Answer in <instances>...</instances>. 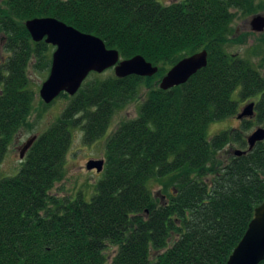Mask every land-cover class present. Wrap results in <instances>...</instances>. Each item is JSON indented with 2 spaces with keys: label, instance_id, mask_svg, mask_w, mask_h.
Listing matches in <instances>:
<instances>
[{
  "label": "trees",
  "instance_id": "trees-1",
  "mask_svg": "<svg viewBox=\"0 0 264 264\" xmlns=\"http://www.w3.org/2000/svg\"><path fill=\"white\" fill-rule=\"evenodd\" d=\"M255 1L4 2L0 165L15 137L33 128L30 67L51 66L50 46L32 40L27 21L55 18L102 39L122 60L142 56L158 73L96 75L75 96L58 97L70 101L59 120L37 136L17 176L0 178V264H227L264 203V142L248 151L241 131L211 139L208 131L238 116L239 101L256 97L254 117L264 125V76L228 52L233 41L242 45L232 28L239 13L263 11ZM202 51L208 52L206 68L184 85L160 89L172 67ZM141 90L146 98L138 117L122 123L107 142L104 179L91 201L82 194L52 195L65 176L71 130L81 127L84 142L96 143ZM237 91L239 101L233 100ZM243 121L250 130L251 121ZM231 144L247 147V154L225 163L221 152ZM152 187L160 189L158 197Z\"/></svg>",
  "mask_w": 264,
  "mask_h": 264
},
{
  "label": "water",
  "instance_id": "water-1",
  "mask_svg": "<svg viewBox=\"0 0 264 264\" xmlns=\"http://www.w3.org/2000/svg\"><path fill=\"white\" fill-rule=\"evenodd\" d=\"M27 31L35 43L44 42L56 48L52 56L48 79L43 83L40 97L46 105L52 104L61 94L75 96L87 78L93 74H102L114 69L118 79L131 76L152 78L158 68L147 62L142 56L122 60L117 50L108 49L104 41L68 26L55 18H36L26 22ZM252 31L264 32V16H255L251 21ZM208 65V52L202 51L177 63L161 80L163 91H169L186 84L199 71ZM255 105L246 106L237 116L238 120L253 118ZM37 136L30 138L20 150L24 160ZM264 142V128H259L247 139L248 151L258 143ZM247 151H236L240 157ZM105 161L91 160L88 171L102 173ZM264 261V203L255 209L254 218L239 245L227 264H261Z\"/></svg>",
  "mask_w": 264,
  "mask_h": 264
},
{
  "label": "rangeland",
  "instance_id": "rangeland-1",
  "mask_svg": "<svg viewBox=\"0 0 264 264\" xmlns=\"http://www.w3.org/2000/svg\"><path fill=\"white\" fill-rule=\"evenodd\" d=\"M6 0H0V7L4 6ZM183 0H158L159 3L170 5ZM255 5L262 6L263 11L259 14H243L239 13L238 17L234 20L232 25L235 40H241L242 45L236 44L233 41V46L229 48V53L238 54L245 59H248L253 66L264 76V32L256 33L252 31L251 21L255 16H264V0H256ZM5 43L0 36V63H2L7 57L8 52L5 50ZM56 48L50 46L48 57L52 62V56ZM51 69V66H50ZM48 71H40L35 66H31L29 69V78L32 83L33 91L36 93V99L34 102V108L32 115L29 119V123L33 126L31 130L21 131L13 141L12 146L9 148L8 153L5 156L2 164L0 165V178L17 176L22 169L23 161L20 158V150L23 145L33 136H40L46 132L55 122H57L64 112L70 101L62 98L55 101L53 105L50 104L49 108L45 109L42 103H44L40 97V90L43 83L48 79L50 74ZM100 78H108L115 76L114 69L107 70L102 74H91L86 83H90L97 76ZM146 98V91L141 90L139 97L128 105L125 109L118 112L112 120L110 129L107 134L92 145H88L84 142V132L81 127L71 130L72 132V145L68 151L65 162V176L61 182H59L52 195L65 196L69 194L72 198L82 194L87 202H90L92 197L97 192L98 184L104 179V172L98 173L96 170L88 171L86 165L89 161H104V155L106 152L107 142L113 132H115L119 126L127 121L134 120L139 115L140 106ZM259 97L250 99L248 101H239V91L233 95V100L239 101L240 112L250 103H256ZM45 104V103H44ZM251 121L252 128L250 130H244V121L237 119V116L212 124L208 131V137L211 139L214 136L223 133L225 131L234 130L241 131L242 136L247 140L259 128H264V125L258 124L255 117L248 120ZM247 150V147L241 148L238 144H231L227 146L221 152V160L227 163L231 158L235 157L236 151ZM156 197H158L160 189L158 187H152Z\"/></svg>",
  "mask_w": 264,
  "mask_h": 264
},
{
  "label": "flooded vegetation",
  "instance_id": "flooded-vegetation-1",
  "mask_svg": "<svg viewBox=\"0 0 264 264\" xmlns=\"http://www.w3.org/2000/svg\"><path fill=\"white\" fill-rule=\"evenodd\" d=\"M250 104H252V103H250ZM254 104V103H253ZM256 104V103H255ZM254 104V105H255ZM254 112H255V107H254ZM241 113V112H240ZM255 114V113H254ZM249 119H251V118H249ZM248 118L247 119H244V120H249Z\"/></svg>",
  "mask_w": 264,
  "mask_h": 264
}]
</instances>
